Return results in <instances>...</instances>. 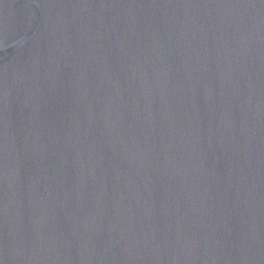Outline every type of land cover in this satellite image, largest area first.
I'll return each instance as SVG.
<instances>
[{
  "label": "water",
  "instance_id": "1",
  "mask_svg": "<svg viewBox=\"0 0 264 264\" xmlns=\"http://www.w3.org/2000/svg\"><path fill=\"white\" fill-rule=\"evenodd\" d=\"M0 264H264V0H0Z\"/></svg>",
  "mask_w": 264,
  "mask_h": 264
}]
</instances>
